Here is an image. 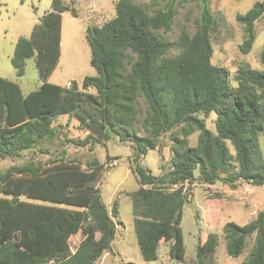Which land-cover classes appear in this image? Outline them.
Masks as SVG:
<instances>
[{
  "label": "trees",
  "instance_id": "1",
  "mask_svg": "<svg viewBox=\"0 0 264 264\" xmlns=\"http://www.w3.org/2000/svg\"><path fill=\"white\" fill-rule=\"evenodd\" d=\"M147 1L115 0L113 18L85 28L95 74L68 86L48 78L60 57L61 13L77 16L75 0H51L29 37L15 42L10 63L16 75L22 76L33 58L41 84L23 95L15 81L0 76V159L12 162L0 170V264H95L111 249L117 202L109 209L95 185L105 163L68 158L46 146L63 128L62 115L85 124L89 132L82 144L112 135L130 144L129 168L139 185L129 193L131 212L145 261L156 260L161 241L171 240L168 254L176 264H216L219 236L213 232L200 234L193 261L185 259L180 222L191 191L170 189L172 184L188 179L209 186L219 180L232 188L242 182L264 187L257 137L264 129V70L240 65L231 85L229 70L211 62L217 24L208 0H201L194 31L182 30L175 43L161 32L171 28L178 0ZM263 15L264 0L235 15L243 27L242 53L250 51L255 21ZM175 45L179 51L168 54ZM259 59L264 64V45ZM139 96L147 106L145 135L135 126ZM212 111L214 132L205 124ZM195 131L191 145L188 136ZM164 133L171 141L169 166L154 175L141 160L159 148ZM39 154L49 157L41 160ZM222 233L232 257L253 240L239 264H264V199L254 218L242 225L226 221Z\"/></svg>",
  "mask_w": 264,
  "mask_h": 264
},
{
  "label": "rangeland",
  "instance_id": "2",
  "mask_svg": "<svg viewBox=\"0 0 264 264\" xmlns=\"http://www.w3.org/2000/svg\"><path fill=\"white\" fill-rule=\"evenodd\" d=\"M51 0H0V63L8 68H13L10 57L14 50L16 35L26 33L24 24L29 16L37 19L50 9ZM255 1L258 0H208L210 10L216 20V30L211 34L212 57L215 65L224 66L230 72L231 85L236 82L234 74L238 66L246 64L253 69L264 70V64L260 62V52L264 45V15L255 21V40L250 51L242 53L239 45L243 39V27L236 20L237 13H244ZM136 3H148L147 0H135ZM115 0H75V8L78 16H73L69 11L63 12L62 18V47L61 67L50 74L49 82H64L72 77L74 81L81 80L82 75H94L95 70L91 65L80 68L82 51L79 48V34L88 26H100L105 21L115 16ZM201 0H178L174 4L176 14L173 17L171 28L163 33V37L171 43L177 41L182 30L192 33L195 29V19L200 12ZM163 6L151 5L152 8ZM28 17V18H25ZM39 20V19H38ZM37 20V21H38ZM6 29V32L3 30ZM17 41V40H16ZM179 48L173 46L168 54L174 55ZM84 55V54H83ZM89 55V49H87ZM84 58V56H83ZM69 62H72V64ZM77 71V73H76ZM38 71L34 59L29 58L25 64V72L16 80L21 90L26 93L37 87ZM139 109L138 122L135 124L140 135H145L141 122L146 114V103L141 96L137 98ZM65 117L59 122L65 123ZM216 113L210 112L205 117L208 129L215 131L214 121ZM63 127L52 140L46 142L50 150L58 149L65 157H76L82 161L96 158L105 163L104 170L100 174L96 186L99 188L103 203L110 209L113 201L117 202L118 218H115L117 229L112 240L111 249L95 264H176L177 261L169 257L168 248L171 240L161 241L158 247V257L153 261L142 259L136 242L132 205L129 193L138 188L135 175L129 166L132 158V149L128 142H121L115 136L106 140H98L94 143L82 144L88 134L85 124L77 118H68ZM259 152L264 162V129L258 132ZM197 131L188 136L191 145L196 144ZM74 140V141H73ZM231 152L234 148L226 141ZM171 141L168 133H164L159 139V148L149 149L141 162L148 167L152 174L159 175L163 169L169 166L171 156ZM41 160H46L48 154H39ZM111 159L116 160V165L107 166ZM12 162L0 159V170L9 166ZM84 167V163H82ZM197 176V171H195ZM191 196L184 202L180 226L183 233L185 246V259L192 262L195 257V248L198 237L206 232L217 233L219 236L215 251L216 264H239L245 260L253 240L249 239L242 253L236 257L229 256L225 250V242L222 233V225L226 221H234L240 225L247 223L255 217L262 208L264 199V187L254 186L246 182L232 188L222 181H216L212 187L193 180L187 185ZM216 197V198H210ZM209 198V199H205ZM80 239V235L71 238L74 246Z\"/></svg>",
  "mask_w": 264,
  "mask_h": 264
},
{
  "label": "crops",
  "instance_id": "3",
  "mask_svg": "<svg viewBox=\"0 0 264 264\" xmlns=\"http://www.w3.org/2000/svg\"><path fill=\"white\" fill-rule=\"evenodd\" d=\"M50 4H51V1H50ZM77 10V9H76ZM64 12H66V11H64ZM63 13V12H62ZM61 13V31H60V57H59V61H58V64H57V66L55 67V69L53 70V72L57 69V67H61V60L63 59V56H62V53H61V47H62V40H61V38H62V16H63V14ZM78 14H79V12H78V10H77V16H78ZM1 16V15H0ZM36 17H37V19H34L32 16H29V18L28 17H25V18H28V20H26L25 22H24V24L27 26V29H26V33H24L23 35L22 34H20V35H16V37H15V39H14V41H12V42H14V44H15V42H16V40L19 38V37H21V36H24V37H29V35H30V33H31V30H32V27H33V25L37 22V20L40 18V16L39 15H36ZM76 17V16H75ZM5 32H6V29H3ZM0 33H1V30H0ZM79 37V40H80V43H79V48L81 49V51H82V62H80V68H84V67H87L88 65H90V63H89V61H90V49H89V46H88V44H87V42H86V39H85V29L83 30V31H80V34L78 35ZM87 49H89V55H87ZM84 54V55H83ZM83 56H84V58H83ZM72 64V62H69V64ZM24 72H25V70H24ZM76 73H77V71H76ZM24 75V74H23ZM22 75V76H23ZM85 75H87V74H84V75H82V77H81V79L85 76ZM0 76L1 77H5V78H7V79H9V80H11V81H15L17 84H18V82H17V80H16V77L17 78H21L22 76H20V77H18L17 75H16V72H15V69L14 68H8L7 66H5L4 64H2V63H0ZM50 77V76H49ZM73 79H72V77H68V78H66V81H65V83L64 82H51V83H55V84H59V85H61V86H68L69 84H70V82L72 81ZM48 81H49V78H48ZM81 81V80H80ZM77 82V81H76ZM79 82V81H78ZM41 84V81L38 79L37 80V87L39 86ZM19 85V84H18ZM36 87V88H37ZM19 88H20V91H21V93L23 94V95H25L26 93H28L29 91H27L26 93H24L22 90H21V87H20V85H19ZM31 91V90H30ZM64 116H67V115H62L61 117H60V119L62 118V117H64ZM59 119V120H60ZM68 120V116L67 117H65V123L64 124H62L61 122H59L61 125H63V127H65V125H66V121ZM212 185L213 184H211V185H209V187H212ZM114 220H115V218H114ZM115 222H116V220H115ZM116 226H117V224H116ZM116 229H117V227H116Z\"/></svg>",
  "mask_w": 264,
  "mask_h": 264
},
{
  "label": "built area",
  "instance_id": "4",
  "mask_svg": "<svg viewBox=\"0 0 264 264\" xmlns=\"http://www.w3.org/2000/svg\"><path fill=\"white\" fill-rule=\"evenodd\" d=\"M116 160L114 159H111L109 162H107V166H111V165H116ZM189 184V181L188 179H185L182 183H179V184H172L170 186V189H176L178 187H182V190L185 191L186 188H187V185Z\"/></svg>",
  "mask_w": 264,
  "mask_h": 264
}]
</instances>
